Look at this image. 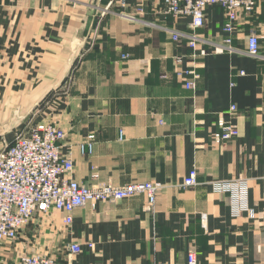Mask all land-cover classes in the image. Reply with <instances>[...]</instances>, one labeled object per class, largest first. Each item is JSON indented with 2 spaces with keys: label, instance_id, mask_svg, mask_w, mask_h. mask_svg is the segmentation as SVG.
Wrapping results in <instances>:
<instances>
[{
  "label": "crops",
  "instance_id": "obj_1",
  "mask_svg": "<svg viewBox=\"0 0 264 264\" xmlns=\"http://www.w3.org/2000/svg\"><path fill=\"white\" fill-rule=\"evenodd\" d=\"M224 23L223 8L209 7L193 51L173 40L191 33V18L166 14L163 0H0V123L61 128L81 184L165 185L154 216L144 195L86 205L71 227L52 212L46 254L60 264H188L190 252L198 264H264V1L240 14L232 50H220ZM251 35L258 57L245 51ZM189 67L193 90L178 76ZM232 105L239 136L218 146V119ZM193 170L200 184L182 189ZM238 177L249 182L250 211L236 217L208 183ZM26 241L1 246L0 264L37 250ZM71 243L83 252L71 254Z\"/></svg>",
  "mask_w": 264,
  "mask_h": 264
},
{
  "label": "built area",
  "instance_id": "obj_2",
  "mask_svg": "<svg viewBox=\"0 0 264 264\" xmlns=\"http://www.w3.org/2000/svg\"><path fill=\"white\" fill-rule=\"evenodd\" d=\"M264 0H163L164 11L174 18H191V33H175L173 40H186L187 46L193 51L198 47L195 32L206 24V10L219 6L225 12L223 32L229 37L220 50H232V35L240 14H252ZM142 12L141 10H138ZM105 14V13H103ZM259 38L251 35L247 39L246 54L259 56ZM195 55L192 54V58ZM195 59V58H194ZM182 63V59L176 61ZM183 79L184 86L193 90L199 75L194 67L178 73ZM241 75L244 72L240 73ZM238 108L232 105L228 119L221 114L218 119L219 131L214 133L213 142L225 146L239 136V127L233 122ZM28 128V127H27ZM26 132L17 133L13 142L0 151V247L5 244L18 242L23 230L29 226L36 216L46 218L52 212L64 214L63 223L71 227L76 210L98 203H118L123 200L144 195L146 203L144 213L149 216L156 214L158 194L164 184L147 182L131 183L121 187L111 184H81L71 176L74 163L69 156L62 153V143L65 132L51 122L36 123ZM90 146V150H91ZM198 172L193 170L181 184L182 189L198 186ZM213 192L226 194L234 216L238 217L250 211L249 182L246 178L238 177L229 181L213 180L208 183ZM204 226L206 216H203ZM42 224V222H41ZM90 249L94 244L89 243ZM71 254L83 252L79 243H71ZM16 264H60L53 257L43 252H24ZM164 264V263H162ZM188 264H198L196 254H188Z\"/></svg>",
  "mask_w": 264,
  "mask_h": 264
},
{
  "label": "rangeland",
  "instance_id": "obj_3",
  "mask_svg": "<svg viewBox=\"0 0 264 264\" xmlns=\"http://www.w3.org/2000/svg\"><path fill=\"white\" fill-rule=\"evenodd\" d=\"M107 11L108 10L103 11L101 13V15H104L103 13H107ZM28 118L29 117H26L24 119H20V122L24 121V122H26V124L24 122L20 124V122H17V121L14 123L10 122L9 124L7 122L0 123V151H2L7 145H9L10 140L6 138V136L9 132L16 131V132L20 133V132H26L25 131L26 129L29 130L28 128H30V127H29ZM19 124H20V127H19ZM43 220H44L43 217L41 218L39 215L36 216L33 219L32 223L29 226H27L21 234V238L25 237L27 240L26 242L29 243L28 247H31V246L37 247V250L35 249L34 252L39 251V252L45 253L46 251H48V248H49L48 241L51 240V237H50V235H48V233H47L48 231L44 230V227H43L44 225L41 224V222L43 223ZM30 232H32V234H30ZM51 248L53 250L52 245H51ZM46 255L53 257V258H56L55 256L52 255L51 252L49 254H46Z\"/></svg>",
  "mask_w": 264,
  "mask_h": 264
}]
</instances>
